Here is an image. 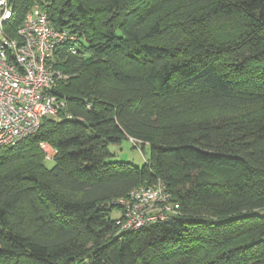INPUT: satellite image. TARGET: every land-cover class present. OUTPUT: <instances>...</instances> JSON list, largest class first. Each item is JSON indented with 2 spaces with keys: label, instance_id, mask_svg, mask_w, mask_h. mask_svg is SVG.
I'll return each mask as SVG.
<instances>
[{
  "label": "trees",
  "instance_id": "16d2710c",
  "mask_svg": "<svg viewBox=\"0 0 264 264\" xmlns=\"http://www.w3.org/2000/svg\"><path fill=\"white\" fill-rule=\"evenodd\" d=\"M8 5L7 37L37 6L78 43L51 60L64 111L0 147V264H264V0ZM124 139L142 166L113 160ZM158 180L181 215L119 231L115 202Z\"/></svg>",
  "mask_w": 264,
  "mask_h": 264
},
{
  "label": "built area",
  "instance_id": "2783aa9c",
  "mask_svg": "<svg viewBox=\"0 0 264 264\" xmlns=\"http://www.w3.org/2000/svg\"><path fill=\"white\" fill-rule=\"evenodd\" d=\"M8 0H0V147H13L36 133L46 118H56L66 107L57 85L70 76L56 69L51 60L55 50L68 44L77 54L78 39L67 30L55 29L37 6L25 15L16 38L5 35L10 17ZM45 144H41L43 147ZM121 207L119 231H135L180 216V206L171 201L166 185L133 189L115 202Z\"/></svg>",
  "mask_w": 264,
  "mask_h": 264
},
{
  "label": "rangeland",
  "instance_id": "374dc122",
  "mask_svg": "<svg viewBox=\"0 0 264 264\" xmlns=\"http://www.w3.org/2000/svg\"><path fill=\"white\" fill-rule=\"evenodd\" d=\"M217 38L224 39L227 38V34H215ZM134 148H133V144ZM137 145V147H135ZM47 155L48 158H51L53 155V151L50 150L49 147L43 146L42 147ZM110 152L114 155L113 160L119 162H128L135 166H142L146 157L148 156V147L145 146L144 153H142L140 146L135 143L131 142L129 139H124L118 145H111L109 147ZM47 167L52 165L51 161L46 162ZM203 171L206 173L207 179L211 182L219 183L225 181L227 178H230L231 173L227 171H223L217 168H208L204 167ZM115 214L113 215V217Z\"/></svg>",
  "mask_w": 264,
  "mask_h": 264
},
{
  "label": "crops",
  "instance_id": "0c3cea01",
  "mask_svg": "<svg viewBox=\"0 0 264 264\" xmlns=\"http://www.w3.org/2000/svg\"><path fill=\"white\" fill-rule=\"evenodd\" d=\"M44 146H47V147H49V148H50V150H51V151H53V150L51 149V147H50V146H48L47 144H45ZM53 153H54V152H53Z\"/></svg>",
  "mask_w": 264,
  "mask_h": 264
}]
</instances>
